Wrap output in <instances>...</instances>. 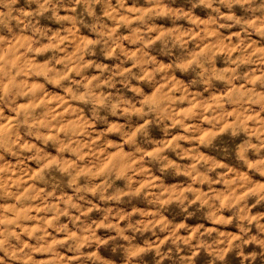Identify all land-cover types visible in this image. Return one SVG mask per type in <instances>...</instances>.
I'll return each instance as SVG.
<instances>
[{
  "label": "clouds",
  "instance_id": "clouds-1",
  "mask_svg": "<svg viewBox=\"0 0 264 264\" xmlns=\"http://www.w3.org/2000/svg\"><path fill=\"white\" fill-rule=\"evenodd\" d=\"M0 264H264V0H0Z\"/></svg>",
  "mask_w": 264,
  "mask_h": 264
}]
</instances>
